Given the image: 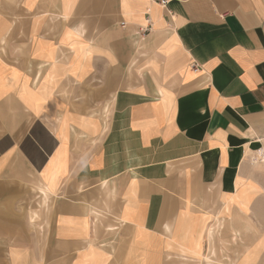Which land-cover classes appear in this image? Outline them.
Segmentation results:
<instances>
[{
	"label": "crops",
	"instance_id": "crops-1",
	"mask_svg": "<svg viewBox=\"0 0 264 264\" xmlns=\"http://www.w3.org/2000/svg\"><path fill=\"white\" fill-rule=\"evenodd\" d=\"M169 1L0 0V264L261 245L264 0Z\"/></svg>",
	"mask_w": 264,
	"mask_h": 264
},
{
	"label": "rangeland",
	"instance_id": "rangeland-1",
	"mask_svg": "<svg viewBox=\"0 0 264 264\" xmlns=\"http://www.w3.org/2000/svg\"><path fill=\"white\" fill-rule=\"evenodd\" d=\"M252 186L257 187L254 184H249L241 188V190L238 193V196L240 197L241 200L246 201V200L252 199L253 195L256 193L254 192ZM258 190L259 189H257L256 191ZM250 202L247 204V207H246L247 210H248V205L250 204ZM231 223H232L231 221H226V220L221 221V223L220 221L212 222L211 220L206 223L203 220H201L200 222H197V227H196V224L194 226L195 233L194 234L190 233L189 241L191 243L190 244L191 246L189 248L181 249L180 252L183 255L187 253L190 255H193L194 251L196 250L198 246V242H199V238H200V234L202 230L204 229V231H206L208 227H211L213 224H215L216 225L215 227L218 231L217 233L218 234L222 233V236L217 235L215 244L213 245H211L209 242L210 248H209V245L206 244L205 254H208L209 252L208 257L211 258L212 264H233V261L235 260V257H236L235 256L236 255V242L233 240V236L231 233V227H230ZM209 224L211 225L209 226ZM221 225L224 226L225 228L224 230L220 229ZM262 239L263 241L261 242V245L258 246V248H253L252 246H250L251 251L244 253L245 255H244V260L242 264H257L259 257L262 255V251L264 250V238ZM172 240L175 241L176 238L174 239L172 238L171 241ZM166 264H198V263H196V261L192 259L186 260L180 255L175 254V255L167 256Z\"/></svg>",
	"mask_w": 264,
	"mask_h": 264
},
{
	"label": "built area",
	"instance_id": "built-area-1",
	"mask_svg": "<svg viewBox=\"0 0 264 264\" xmlns=\"http://www.w3.org/2000/svg\"><path fill=\"white\" fill-rule=\"evenodd\" d=\"M152 3H156L160 5L163 9H167L168 5L170 3L169 0H150ZM149 30L148 29H143L141 30V35L142 37H145L148 34ZM195 70H197L196 65L193 66Z\"/></svg>",
	"mask_w": 264,
	"mask_h": 264
},
{
	"label": "bare ground",
	"instance_id": "bare-ground-1",
	"mask_svg": "<svg viewBox=\"0 0 264 264\" xmlns=\"http://www.w3.org/2000/svg\"><path fill=\"white\" fill-rule=\"evenodd\" d=\"M212 232H210V234H211Z\"/></svg>",
	"mask_w": 264,
	"mask_h": 264
}]
</instances>
